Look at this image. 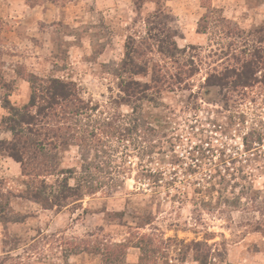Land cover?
I'll list each match as a JSON object with an SVG mask.
<instances>
[{
  "label": "rangeland",
  "instance_id": "374dc122",
  "mask_svg": "<svg viewBox=\"0 0 264 264\" xmlns=\"http://www.w3.org/2000/svg\"><path fill=\"white\" fill-rule=\"evenodd\" d=\"M0 264H264V0H0Z\"/></svg>",
  "mask_w": 264,
  "mask_h": 264
},
{
  "label": "trees",
  "instance_id": "16d2710c",
  "mask_svg": "<svg viewBox=\"0 0 264 264\" xmlns=\"http://www.w3.org/2000/svg\"><path fill=\"white\" fill-rule=\"evenodd\" d=\"M157 14H158V12H157ZM240 77H241V79H242V77L246 79V81L245 80L243 81V84H249V80L251 79L250 70L247 71L246 75H241ZM53 82H54V85H51V87L49 88L50 89V93L52 95V100L55 103H59L58 101H59L60 98L61 99H67L68 98V93L66 91L65 84H63V82H61V81H59L57 79H53ZM58 85H60V87H57ZM34 104L35 103H32L30 106H34ZM30 106L29 105L26 106L27 108L25 109V111H26L25 114H27V115H25V114L22 115L21 119H17V120L14 119L12 121V125H10V128H12V131L17 132L16 133L17 134V139H18V136H20V138H22L23 135H29L28 131H24L23 125L25 123H29V120L31 119V116L29 115V112L27 111V109ZM18 126H21V129ZM30 132H32V130H30ZM20 142H17V140L12 142V154L17 158V160L22 161L23 157H22V154H21V151H20V148H22V147H20V145H19V144H21ZM63 142L66 143L65 141H63ZM13 150L15 152L17 151L16 154H14ZM77 189H80V188L77 187ZM33 192H34V197L37 200H40L43 204H45L46 206H49V204H48V202L50 200L49 197L43 196V192L41 190H39V191L34 190Z\"/></svg>",
  "mask_w": 264,
  "mask_h": 264
}]
</instances>
